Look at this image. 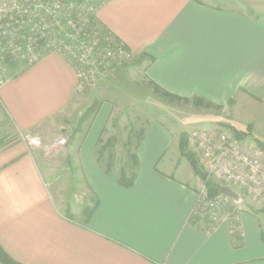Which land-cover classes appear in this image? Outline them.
Listing matches in <instances>:
<instances>
[{"label": "crops", "instance_id": "crops-1", "mask_svg": "<svg viewBox=\"0 0 264 264\" xmlns=\"http://www.w3.org/2000/svg\"><path fill=\"white\" fill-rule=\"evenodd\" d=\"M227 1L221 7L200 0H102L97 17L133 54L118 70L134 66L151 86L236 106L249 123H261L264 0ZM75 79L68 61L48 54L2 87L0 110L18 130L49 133L57 118L72 113ZM111 111L110 102H101L90 125L65 144L69 162L61 167L71 181L63 187L50 189L55 166L24 144L0 152L6 254L20 264H264V210L256 202L239 205L240 232L192 216L202 180L180 154L176 125L144 121L133 149L136 178L131 186L119 183L121 172L133 171V151L125 146L129 136L105 149L114 135L103 137ZM100 145L107 158L114 150L110 174L98 157Z\"/></svg>", "mask_w": 264, "mask_h": 264}, {"label": "built area", "instance_id": "built-area-1", "mask_svg": "<svg viewBox=\"0 0 264 264\" xmlns=\"http://www.w3.org/2000/svg\"><path fill=\"white\" fill-rule=\"evenodd\" d=\"M98 0H0V91L15 75L48 54H57L74 68L79 92L96 87L115 65L130 58L123 43L96 14ZM194 151L222 184L238 192L210 196L204 186L197 192L192 216L210 225L224 221L231 233L240 232L242 198L264 209V156L256 148L233 140L225 131L195 127L189 133ZM32 146L38 137L25 135ZM64 138L53 143L58 151Z\"/></svg>", "mask_w": 264, "mask_h": 264}, {"label": "rangeland", "instance_id": "rangeland-1", "mask_svg": "<svg viewBox=\"0 0 264 264\" xmlns=\"http://www.w3.org/2000/svg\"><path fill=\"white\" fill-rule=\"evenodd\" d=\"M200 1H203L206 4H216L221 7L228 3L226 0ZM98 2H102V0H98ZM231 2H235L236 6H238V4L241 3L255 4V2L258 1L234 0ZM25 70H22L21 73ZM137 71V68L134 66H126L121 70L116 69L111 71L102 81L99 82L96 87L89 91L79 92L75 89L77 96L74 99L75 104L72 103V113L68 115L67 118H57L59 119L56 121L58 125H53V129H51L49 133L42 134L39 132L35 133L33 131L18 130L11 123L9 116L0 110V152L7 148L10 144H24L29 151L31 150L32 153L38 157L40 162L55 166L56 172L52 173L53 177L50 181L52 183L50 185V189H53L56 185L63 187V183L67 182V184H69V181H71L68 170H64V172H62L63 168L61 167V165H66V163L69 162L68 152L66 151V145L58 151L55 150L57 147H53L52 145L54 142L58 141V138H64L66 143L69 139L71 140L72 135L76 134L74 131L78 128L77 123L80 117L92 105L95 107V110L92 111L93 113H91V115L87 117L84 122H82L80 129L78 128L79 131H84L87 126L90 125L91 119L94 118L100 103L103 101H108L112 104V111L107 119L106 126L103 131V137H106L107 133L114 134L111 140L105 143L107 145L105 149H110L113 145L116 146L117 144L118 146H121V142L125 140L121 138L129 136V139L125 140V146H127L129 150L133 151L135 143L144 130V121L147 123L148 120L161 121L166 125V127H170V129L174 128V125H176V127H178L181 131L180 133L185 132L187 135L195 127H203L207 130L215 132L225 131L228 133L229 137L236 140L237 143L238 139L229 126L232 125L236 129L244 130L245 127L250 124L251 135L247 140H244V143L247 144L248 148H254L255 144L251 141L252 137L264 142V122L258 123L256 120L249 123V118L246 119L245 113L240 112V108L233 105H228L224 108L223 106L216 104H213L210 107H199L194 106L192 102L175 101L165 98L160 94L154 93L153 86L145 80L142 71ZM18 75H15L14 77H17ZM74 87H76V85ZM193 98L199 99L200 97L193 96L189 98V100H192ZM242 109L244 110L245 108L242 107ZM252 111L255 113L259 111V109L257 110L256 108H253ZM195 113L199 115V117L190 116ZM262 119L263 118H259V120ZM25 135L38 137L41 141V145H30ZM188 141L189 149L196 156V159L202 166L203 171L207 173V179L212 183L222 184L213 173H210L207 162H205L202 157L194 151L192 141L190 139H188ZM74 147H76V144ZM102 147L103 145H100V149L98 151L100 154H98V157L102 158L103 165H107L114 161L115 154L112 152L114 150H108L106 152L107 155L109 154L107 158L106 154L103 152L104 149H101ZM257 151L259 150L257 149ZM260 153L264 154L263 152ZM111 158L112 161H110ZM125 159L127 161V157ZM123 165L126 167L124 162ZM199 179L202 180L200 177ZM53 182H56L57 184H53ZM202 183L201 185L204 186ZM202 186L199 189H201ZM234 192L238 197V192L235 190ZM80 198L81 197L79 196L78 199ZM86 198H88L89 201V197ZM243 201L244 200L242 198V203ZM88 206H90V204Z\"/></svg>", "mask_w": 264, "mask_h": 264}, {"label": "trees", "instance_id": "trees-1", "mask_svg": "<svg viewBox=\"0 0 264 264\" xmlns=\"http://www.w3.org/2000/svg\"><path fill=\"white\" fill-rule=\"evenodd\" d=\"M153 91H154V93L160 94V95L164 96L165 98H168L171 100H175V101L177 100V101H183V102H192L194 106H199V107L200 106H204V107L209 106L210 107L211 105H213L210 101L206 100L203 97H200L199 99L193 98L192 100H189V98L181 97V96L175 95L173 93L167 92L155 84H153ZM94 108L95 107H93L91 105L82 114V116L80 117V119L77 123L79 129L81 127L82 122H84V120L87 117H89L91 115V113H93L92 111L95 110ZM229 127H230V129H232V131L234 132V135L236 136V138L238 140L243 141L245 139H248V137L251 135V133H250L251 125L250 124H248L244 130L236 129L232 125H230ZM78 128L75 129L74 133H76V131H79ZM188 139H189L188 135L185 132L180 133L179 151H180L181 156H183L189 162V164L191 165V167L193 169V172L202 179L203 185L206 188L208 195L215 196L217 194H220L221 193L220 192V187H221L220 184L212 183L207 179V177H206L207 173L205 171H203L202 166L198 163V160L196 159V156L189 149ZM251 141L255 144V146L257 147V149L260 152L264 153V142L263 141H260L259 139L255 138V137H252ZM134 147L137 148V144L134 145ZM128 158L130 159V163H131L130 168L133 169V171L130 173L129 176H126L123 172H121V174L118 176L119 183H121L125 186H131L133 184V182L136 178V170L138 168V158H137V155L134 151L128 154ZM110 161H112V158L110 159ZM112 165H113V162H110L109 164L104 166L105 167V173H107V174L111 173ZM85 210L88 211L87 209H85ZM206 222L210 225V223L207 220H206ZM0 264H20V263L14 261L11 257H9L0 245Z\"/></svg>", "mask_w": 264, "mask_h": 264}, {"label": "water", "instance_id": "water-1", "mask_svg": "<svg viewBox=\"0 0 264 264\" xmlns=\"http://www.w3.org/2000/svg\"><path fill=\"white\" fill-rule=\"evenodd\" d=\"M220 192L223 193V194H227L231 197H233L234 199L237 200V195L236 193L234 192L233 189H231L230 187H227V186H221L220 187Z\"/></svg>", "mask_w": 264, "mask_h": 264}, {"label": "bare ground", "instance_id": "bare-ground-1", "mask_svg": "<svg viewBox=\"0 0 264 264\" xmlns=\"http://www.w3.org/2000/svg\"><path fill=\"white\" fill-rule=\"evenodd\" d=\"M119 41L123 43L124 48L127 50L128 53H130V58H129L128 60H126L125 62L121 63V64L115 65V67H114L113 70L118 69L119 67L123 66L125 63L129 62V61L132 60V58H133V54H132V52L129 50V48L127 47V45H126L123 41H121L120 39H119ZM113 70H112V71H113ZM241 142H242V141H241ZM262 155H263V154H262Z\"/></svg>", "mask_w": 264, "mask_h": 264}]
</instances>
